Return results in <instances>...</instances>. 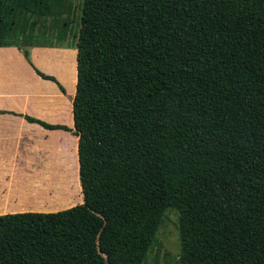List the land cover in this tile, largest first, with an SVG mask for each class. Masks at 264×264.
I'll return each instance as SVG.
<instances>
[{
  "label": "trees",
  "instance_id": "16d2710c",
  "mask_svg": "<svg viewBox=\"0 0 264 264\" xmlns=\"http://www.w3.org/2000/svg\"><path fill=\"white\" fill-rule=\"evenodd\" d=\"M69 9L0 0V46L52 78L21 28ZM74 44L83 200L0 214V264H146L167 209L179 264H264V0H82Z\"/></svg>",
  "mask_w": 264,
  "mask_h": 264
},
{
  "label": "crops",
  "instance_id": "0c3cea01",
  "mask_svg": "<svg viewBox=\"0 0 264 264\" xmlns=\"http://www.w3.org/2000/svg\"><path fill=\"white\" fill-rule=\"evenodd\" d=\"M76 55L72 45L31 46L32 64L48 78L34 70L19 48L0 46V214L53 212L75 203L64 197L69 177H62L51 152L54 139L74 140L79 166L73 116ZM26 116L67 129L44 127Z\"/></svg>",
  "mask_w": 264,
  "mask_h": 264
},
{
  "label": "rangeland",
  "instance_id": "374dc122",
  "mask_svg": "<svg viewBox=\"0 0 264 264\" xmlns=\"http://www.w3.org/2000/svg\"><path fill=\"white\" fill-rule=\"evenodd\" d=\"M70 9L63 17L68 20L67 37L62 41H58L54 38L47 37V32L50 31V19L39 17L35 15L27 16V24L21 30L25 32L33 33V39H37L41 46H66L74 44V39L78 35L80 25V14L82 0H68ZM33 19H37V24L30 28V22ZM24 22L21 19L20 24ZM51 43H53L51 45ZM31 47H28L30 51ZM57 139L53 140L54 148L51 152L52 157L56 159L58 169L62 171V177L67 178L64 185V197L71 198L75 201L73 205L81 203V186L79 181L78 167L76 161L75 145L72 139H62L60 143ZM65 181V180H64ZM44 193H47V188H44ZM79 196V197H78ZM80 199V200H79ZM180 254V238L178 231V211L174 209H167L165 211L164 219L159 226L156 233V240L152 244L147 257L146 264H179Z\"/></svg>",
  "mask_w": 264,
  "mask_h": 264
}]
</instances>
